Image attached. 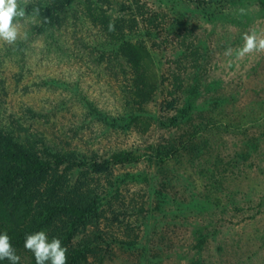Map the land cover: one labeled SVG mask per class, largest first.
Returning a JSON list of instances; mask_svg holds the SVG:
<instances>
[{
  "label": "rangeland",
  "instance_id": "obj_1",
  "mask_svg": "<svg viewBox=\"0 0 264 264\" xmlns=\"http://www.w3.org/2000/svg\"><path fill=\"white\" fill-rule=\"evenodd\" d=\"M98 7L112 19H135L134 29L119 43L100 36L89 1L41 33V18L25 14L18 20L22 44L0 42V59L2 49L12 48L0 63L6 89L0 122L10 114V120L57 140L55 146L94 150L98 158L120 150L134 157L90 173L91 188L103 201L96 225L87 229L99 252L88 264H264V52L236 55L244 33L264 36V0H107ZM140 41L150 58L148 69L135 70L121 48L140 49ZM98 42L111 47L103 54L112 68L98 62ZM147 73L153 86H145L151 92L138 106L143 92L129 88L136 74ZM189 93L187 116L176 125L160 124L186 107ZM79 95L111 115L131 107L142 112L126 130L113 129L85 118ZM27 108L41 115L29 118ZM194 125L204 128L192 143L206 138L207 144L190 161L185 135ZM183 131L181 162L148 160L159 144ZM76 239L85 240L81 234ZM129 241L131 249L124 245ZM14 249L19 264H35L24 246Z\"/></svg>",
  "mask_w": 264,
  "mask_h": 264
},
{
  "label": "trees",
  "instance_id": "obj_2",
  "mask_svg": "<svg viewBox=\"0 0 264 264\" xmlns=\"http://www.w3.org/2000/svg\"><path fill=\"white\" fill-rule=\"evenodd\" d=\"M89 1L95 3V8H89V16L99 26L100 36H108L119 43L117 39L124 38L126 30L130 33L134 29L135 19L123 17L112 19L104 9L98 7L100 1L107 0H30L26 6L25 3L20 6L25 8L26 15L38 10L34 14L41 18V22L36 26V31L41 33L47 27L59 26L66 13H71L70 10L76 5L88 4ZM127 8L128 6L125 7ZM148 22L151 23L150 20ZM110 24L114 25V31L109 30ZM98 43L94 47L102 50L98 62L106 61L105 64L112 68L114 63L109 59L104 60L103 54L111 47H107V43ZM21 44L22 42L17 41L15 46ZM139 45L140 49H137L133 44H126L121 48V53H124L126 63L131 64L135 70L139 66L148 69L145 63L150 55L143 42L140 41ZM11 50L12 48L2 49L0 63L3 62L2 58L11 54ZM142 56L145 57L144 61ZM121 65L123 67L122 63ZM143 75L145 78L136 74L129 88L133 94L138 90L143 92L140 95V102L137 101L138 106L144 100H148V93L151 92L149 89L153 86L148 73ZM4 84V80L0 79V94L6 95ZM145 86L150 88L146 89ZM190 96L192 93H189L185 99V108H181L171 117L160 119V124L176 125L183 117L185 118L187 110L192 108ZM0 98L4 101V97L0 96ZM79 99L85 118L98 120L113 129L126 130L131 122L139 120V112H142L137 107L134 110L131 107L123 114L111 115L87 97L79 95L77 100ZM166 104L170 106L171 102L168 100ZM4 110V108L0 109V120ZM26 112L27 115L31 114L29 118L41 115L29 108ZM8 117L7 121L0 122V232H7L12 246L18 248L24 245L26 234L43 230L50 240L53 237L59 238L62 245L67 247V264H88L89 256H96L99 252L96 245L92 244L91 240H87V234L92 231L90 229V232H87V229L96 225L99 204L101 200L103 201L101 196L91 188L90 173L108 171L110 164L134 160V157L125 150H120L110 158H98L94 150L82 153L75 149L69 150L70 146H55L52 141L57 140L49 141L45 139L46 136L43 133L29 130L30 123L23 126L18 119L10 120L12 115L9 114ZM210 123L211 121H208L206 126ZM199 128L204 127L194 125L185 135V141L190 146L188 147V152L191 153L190 161L198 157L197 154H200L202 146L207 144L206 138L198 140L195 145L192 143L191 138L196 136ZM79 130L80 128L76 127L74 134H77ZM183 141L184 131L178 137L167 140L165 144H159L153 153L147 156L148 160L156 165L165 163L170 158L181 162L182 152L178 144ZM59 142L61 145L69 143V141L61 140ZM251 148L252 146L248 149ZM248 154L249 151L244 153L245 156ZM74 170L78 171L75 178L69 175ZM211 184L218 185L216 181ZM216 202L218 204V199ZM78 234L85 238L84 242L76 239ZM97 240H99L98 233L94 236L93 242L96 244ZM133 243L129 241L124 245L131 249ZM33 261L35 263L34 256ZM0 264H9V262L0 260Z\"/></svg>",
  "mask_w": 264,
  "mask_h": 264
},
{
  "label": "clouds",
  "instance_id": "obj_3",
  "mask_svg": "<svg viewBox=\"0 0 264 264\" xmlns=\"http://www.w3.org/2000/svg\"><path fill=\"white\" fill-rule=\"evenodd\" d=\"M28 0H24L25 6ZM38 10H34L37 13ZM241 15L246 14L244 8H240ZM25 17V8L20 6V0H0V42L13 45L20 38L18 20ZM109 30L114 31L113 24L109 25ZM26 38V37H25ZM243 43L236 50L238 58L251 53L264 52V36L252 30L242 35ZM232 49H226L225 54L231 55ZM24 249L33 253L35 264H67V247L62 245L59 238L53 237L51 240L48 234L37 231L26 234L24 239ZM0 260H7L10 264H19L20 256L11 244V238L7 232L0 233Z\"/></svg>",
  "mask_w": 264,
  "mask_h": 264
}]
</instances>
